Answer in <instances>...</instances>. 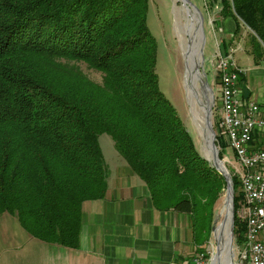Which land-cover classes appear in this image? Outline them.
Here are the masks:
<instances>
[{"label": "trees", "instance_id": "trees-1", "mask_svg": "<svg viewBox=\"0 0 264 264\" xmlns=\"http://www.w3.org/2000/svg\"><path fill=\"white\" fill-rule=\"evenodd\" d=\"M211 2L235 21L234 35L248 30L250 53L264 62V0ZM149 5L0 0V219L9 213L33 238L78 249L83 205L108 189L99 141L108 134L155 208L188 215L194 242L209 243L226 179L160 90ZM80 64L101 73L102 83ZM233 181L240 245L242 194Z\"/></svg>", "mask_w": 264, "mask_h": 264}, {"label": "crops", "instance_id": "crops-1", "mask_svg": "<svg viewBox=\"0 0 264 264\" xmlns=\"http://www.w3.org/2000/svg\"><path fill=\"white\" fill-rule=\"evenodd\" d=\"M224 27L234 35L233 19H225ZM246 50L254 70L251 76L244 70L243 96L264 108V62L256 63ZM113 157V168L106 161L105 198L83 205L78 249L35 239L16 216L5 213L0 219V264H188L202 247L194 242L190 217L156 209L146 183L124 158Z\"/></svg>", "mask_w": 264, "mask_h": 264}, {"label": "rangeland", "instance_id": "rangeland-1", "mask_svg": "<svg viewBox=\"0 0 264 264\" xmlns=\"http://www.w3.org/2000/svg\"><path fill=\"white\" fill-rule=\"evenodd\" d=\"M190 1L202 12L204 17V71L206 73V79L213 89L216 102L219 103V79L215 75L212 64L213 56L216 50V42L223 41L227 46V51L232 53L237 66L243 70H246L248 76H251L254 69L252 57L247 53L246 50L248 49L249 51L250 48L248 44V30L243 28L238 35L228 33L225 31L224 20L226 18L222 17L221 15L220 4H216L214 6L211 0ZM187 8L183 4L182 0H150L148 11V28L158 44L157 74L160 90L176 108L181 120L193 136L199 152L203 157L209 159L205 149V142L201 135L202 127L199 122L200 119L198 120V118H201L200 116H205L200 109L192 110L188 90L186 87V82L188 81V84H190L192 87L191 88L188 86V89L192 95H194V93L196 94L200 87L197 83L198 79L194 74V69L198 62V50L195 38L198 28L196 17L198 18L199 16L191 9V7L188 6ZM217 27L223 28L224 32L214 34V29L218 32ZM238 48L241 49L238 50ZM80 66L83 72L90 79L97 83H102L103 75L101 73L90 69L86 64H80ZM200 72L204 74L203 68H200ZM216 116L217 115L214 114L212 117V125L216 133V145L219 150V155H222L223 157V159L221 157L220 159L223 160L224 163L229 162L228 164L225 163V166L228 170H230L231 173H234L233 166H238L239 163L233 149L227 146V138L223 135ZM99 141L106 161L113 168V161L116 160L113 155L117 156L118 158L123 157L117 151L115 142L110 135H101ZM221 148L224 150L222 154L220 152ZM210 161L213 162L212 160ZM226 198L227 189L225 190L224 195L221 197L216 208L215 222L210 241L208 244H204L198 249L199 251L202 249L204 252L209 251V264L211 262V257L213 256L214 259L215 256L219 254L221 248V241L218 231L221 225L224 223L227 215ZM236 252L237 243L236 239H234V256L232 248L230 249L228 247L226 250L228 256L226 260H224V264H233V259L234 264H236ZM214 264H217V260L214 262Z\"/></svg>", "mask_w": 264, "mask_h": 264}, {"label": "built area", "instance_id": "built-area-1", "mask_svg": "<svg viewBox=\"0 0 264 264\" xmlns=\"http://www.w3.org/2000/svg\"><path fill=\"white\" fill-rule=\"evenodd\" d=\"M217 28L214 34L224 32ZM224 45L223 41L216 42L212 60L220 93L213 115H217L227 146L233 149L239 163L233 166L234 173L229 170L232 178L239 181L242 198L237 216L245 228L244 241L237 245L236 264H264V108L243 96L240 80L245 71ZM207 255L209 251L197 249L188 264H209Z\"/></svg>", "mask_w": 264, "mask_h": 264}, {"label": "bare ground", "instance_id": "bare-ground-1", "mask_svg": "<svg viewBox=\"0 0 264 264\" xmlns=\"http://www.w3.org/2000/svg\"><path fill=\"white\" fill-rule=\"evenodd\" d=\"M185 6H186V8L188 7L187 5H185ZM192 10L194 11V9H192ZM194 12H196V10ZM196 14L199 16V14L197 12H196ZM196 21L198 22V28H197V31H196L195 42H196V46H197V50H198V62H197L196 67L194 69V71H195L194 74H195V76L198 79L197 83H198V85L200 87H199L198 92L196 94L194 93V95H192V93L188 89V86H190V84H188V81L186 82V87H187V90H188V95H189V100H190V104H191L192 110L200 109L201 112L205 116L207 108H208L209 104H211V102H212L213 94H212L211 90H209V89L205 90L203 88V81L205 80V77H204V74H202L200 72V66H201V61H202V57H203L202 53H201V48H202L201 32H202V28L200 26V16L198 18L196 17ZM200 117L201 118H198V117H196V118H198V120L200 119L199 122H200L201 127H202L201 135H202V137L204 139V142H205V149L207 151V157L210 160L213 161V162H211L208 159L211 163H214V157L215 156H214V150H213L212 141H211L212 140V134H211V131L209 130V128L207 127L206 117H203V116H200ZM207 135H208V139H207ZM230 206L231 205L228 202L227 203V215H226V218L224 220V223L221 225V227H220V229L218 231V235H219V238H220V241H221L220 242V244H221L220 247L221 248H220L219 254H217L215 256V258L213 259L212 264H214V262L216 260H217V264H224V262H225L224 260H226V258L228 256L227 253H226V250H227L228 247L231 249V246H230V237L231 236H230V234H231V222H232V219H231V208H230ZM215 231H216V229H215ZM215 231H214V235H215Z\"/></svg>", "mask_w": 264, "mask_h": 264}, {"label": "water", "instance_id": "water-1", "mask_svg": "<svg viewBox=\"0 0 264 264\" xmlns=\"http://www.w3.org/2000/svg\"><path fill=\"white\" fill-rule=\"evenodd\" d=\"M182 2L191 7L192 9H194V11L196 10V12L199 14L200 16V26L202 28V48H201V53L203 56V61L202 64L200 66V68H203V72H204V77L205 80L203 81V88L205 90L209 89L212 91L213 94V89L211 88L208 80L206 79V73H205V69H204V44H205V34H204V17L202 12L190 1V0H182ZM215 102L216 99L214 97L213 94V99L211 104H209L205 117H206V123H207V127L209 128V130L211 131L212 134V146H213V150H214V163H211L207 158V160L209 161V163L212 165V167H214L221 175H223L226 179V183H227V198H226V203L229 202V204L231 205V234H230V246L233 250V256H234V229H235V188H234V181L233 178L231 176V173L229 172V170L226 168L225 163L223 160L220 159V155H219V150L217 148L216 145V133L214 131L213 125H212V117H213V113H214V106H215ZM213 260V256L211 257L210 261L212 262ZM210 262V264H211ZM233 264H234V259H233Z\"/></svg>", "mask_w": 264, "mask_h": 264}]
</instances>
